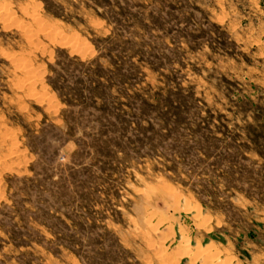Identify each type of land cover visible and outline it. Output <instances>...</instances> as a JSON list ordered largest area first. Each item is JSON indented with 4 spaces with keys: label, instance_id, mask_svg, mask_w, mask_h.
<instances>
[{
    "label": "rangeland",
    "instance_id": "1",
    "mask_svg": "<svg viewBox=\"0 0 264 264\" xmlns=\"http://www.w3.org/2000/svg\"><path fill=\"white\" fill-rule=\"evenodd\" d=\"M0 264H264V0H0Z\"/></svg>",
    "mask_w": 264,
    "mask_h": 264
},
{
    "label": "trees",
    "instance_id": "2",
    "mask_svg": "<svg viewBox=\"0 0 264 264\" xmlns=\"http://www.w3.org/2000/svg\"><path fill=\"white\" fill-rule=\"evenodd\" d=\"M143 9H145V8L143 7ZM147 19L150 21L149 24H146V20ZM137 21L140 23L142 28L145 29L146 32H151V31H153V30H155L157 28V25H156L157 22H156L154 10L151 11L150 14L147 17L142 15L140 18H138ZM110 53H112V50L108 51V55H110ZM88 71H89V73L92 72L91 70H88ZM89 91H90V93H95L96 92V90L94 88H92V87H90Z\"/></svg>",
    "mask_w": 264,
    "mask_h": 264
}]
</instances>
